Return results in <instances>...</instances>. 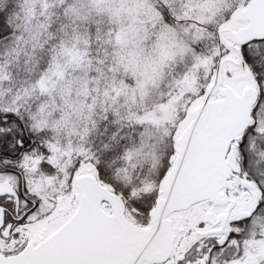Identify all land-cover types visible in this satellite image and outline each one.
<instances>
[{"label":"snow or ice","instance_id":"obj_1","mask_svg":"<svg viewBox=\"0 0 264 264\" xmlns=\"http://www.w3.org/2000/svg\"><path fill=\"white\" fill-rule=\"evenodd\" d=\"M0 264H264V0H0Z\"/></svg>","mask_w":264,"mask_h":264}]
</instances>
